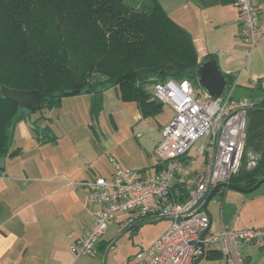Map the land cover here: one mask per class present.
<instances>
[{"label": "crops", "instance_id": "crops-1", "mask_svg": "<svg viewBox=\"0 0 264 264\" xmlns=\"http://www.w3.org/2000/svg\"><path fill=\"white\" fill-rule=\"evenodd\" d=\"M159 1L168 15L191 33L199 61L211 56L218 59L220 68L232 80L227 91L255 103L264 97L263 0H252L260 8L262 32L259 45L253 49L242 39L241 17L233 0ZM101 96L100 114L108 115L111 125L106 133L96 115L98 131L76 118L80 105L85 109L90 97L93 101L96 98L91 93L66 96L59 107L36 112L15 124L13 138L20 144L15 143L18 147L14 150L18 153L4 158L0 173V264H68L70 243L94 226L101 209L88 201L89 190L82 182L110 177L115 170L111 158L141 175L158 171L155 150L167 124L155 122L153 116L144 118L137 103L122 100L116 87L104 90ZM151 119L157 130L151 126L147 132L141 130ZM107 156L108 165L98 168L101 159L107 162ZM256 197L257 216L241 226L221 222L214 228L211 215V230L264 227V193ZM225 212V206L221 207V217ZM139 220L135 219L132 226ZM101 241L103 237L98 244ZM241 250L243 264H264V255L255 245H243ZM215 252L222 257L210 258ZM204 259L226 264L221 244L209 248Z\"/></svg>", "mask_w": 264, "mask_h": 264}, {"label": "trees", "instance_id": "trees-1", "mask_svg": "<svg viewBox=\"0 0 264 264\" xmlns=\"http://www.w3.org/2000/svg\"><path fill=\"white\" fill-rule=\"evenodd\" d=\"M127 1L0 0V90L4 86L41 94V108L29 111L0 92V158L18 153L12 150L17 122L59 107L66 96L95 95L91 113L96 115L103 91L116 87L122 100L136 102L147 118L164 107L149 86L187 79L200 88L191 73L199 63L191 33L159 0H150V10ZM262 178L264 97L248 112L242 162L230 183L250 188ZM154 218H139L132 229ZM106 246L104 241L98 244L99 249Z\"/></svg>", "mask_w": 264, "mask_h": 264}, {"label": "built area", "instance_id": "built-area-1", "mask_svg": "<svg viewBox=\"0 0 264 264\" xmlns=\"http://www.w3.org/2000/svg\"><path fill=\"white\" fill-rule=\"evenodd\" d=\"M232 2L240 13L242 39L253 49L262 38L260 8L252 0ZM153 95L175 113L163 128L155 150L158 171L141 175L111 158L115 170L110 177L82 182L89 190L88 201L99 204L101 209L94 226L70 243L71 253L75 257L95 253L116 216L135 213V218L121 223L120 232L129 230L135 219L150 215L168 219L170 225L137 252L134 264H194L216 244H221L226 264H243V245H255L264 255V227L231 226L215 232L202 204L192 209L214 187L230 182L238 172L248 112L255 102L249 97L236 98L230 91L213 99L187 79L157 82ZM198 141L197 154H191Z\"/></svg>", "mask_w": 264, "mask_h": 264}, {"label": "rangeland", "instance_id": "rangeland-1", "mask_svg": "<svg viewBox=\"0 0 264 264\" xmlns=\"http://www.w3.org/2000/svg\"><path fill=\"white\" fill-rule=\"evenodd\" d=\"M128 4L139 7L143 5L144 10L151 9L150 0H128ZM184 11V10H182ZM191 81V80H190ZM193 83V81H192ZM194 84V83H193ZM154 85L148 87L150 91H152ZM200 92H202L201 88H197ZM238 95L236 91L235 96ZM90 104L87 108L83 109V105H80L79 113L77 114V120L82 122L85 125H93L95 129L99 130V125L96 123L95 116L90 114V108L93 104V98L89 99ZM38 112H46V111H38ZM99 111L96 116L99 117L100 126L104 129L106 133L107 129H111L109 116L105 115L102 117ZM35 114V113H32ZM174 110L168 105L164 104V107L160 113L153 116V120L160 124H169L174 118ZM101 116V117H100ZM119 118V117H118ZM152 120V119H151ZM150 121V123H144L145 125L141 126V130L147 132L149 126H151L154 130H157L155 127L154 121ZM118 121H120V118ZM39 130V129H38ZM112 131V130H111ZM201 141H198L190 153L196 155L197 147L199 146ZM16 142L12 141V149L14 150L18 145ZM22 143V142H21ZM24 143H22L23 145ZM110 156V155H109ZM109 156H107V162H103V159L100 160L98 164V168H103L107 166L109 163ZM113 157V155H112ZM111 163V162H110ZM264 193V183L255 191L251 193H243L238 192L236 190H226L223 195H217L212 201L209 203L208 210L212 217L214 218V228L223 222L225 225H231L232 222H235L238 226H241L248 219H252L258 214V201L257 195ZM246 204V205H244ZM225 206V214L221 217L220 211L221 207ZM135 217L134 214L129 213H121L116 216V219L110 223L106 233L103 236V241L108 244L104 249H97L98 252L91 253L89 255L75 257L70 249H68V264H134V258L138 251L143 247H147L150 245L163 231H165L170 222L165 218H155L151 219L148 222H141L135 229H126L123 232H120L118 229L120 227L119 222L123 219H133ZM234 219V220H233ZM241 222V223H240ZM235 224V225H236ZM258 225V224H255ZM114 243V244H113ZM113 244V246H112ZM112 246V247H111ZM262 256V255H261ZM262 258V257H260ZM199 264H222V262H209L207 259H203L199 262ZM258 264H261L259 262Z\"/></svg>", "mask_w": 264, "mask_h": 264}, {"label": "water", "instance_id": "water-1", "mask_svg": "<svg viewBox=\"0 0 264 264\" xmlns=\"http://www.w3.org/2000/svg\"><path fill=\"white\" fill-rule=\"evenodd\" d=\"M191 73L197 77L198 84L202 91L206 92L213 99L219 98L232 84V80L222 71L218 59L214 56L206 57L199 61L198 65L191 70ZM0 92L6 99L19 104L20 107L29 111H37L41 108V94L38 90H19L3 86ZM4 163L5 159L0 158V167H4ZM263 183L264 178L250 188L239 187L230 182L221 183L208 192L206 198L197 202L192 209H195L202 204V209L211 217L208 210L209 203L221 191L230 189L243 193H251L257 190ZM204 257L205 253L196 260L194 264H198L204 259Z\"/></svg>", "mask_w": 264, "mask_h": 264}]
</instances>
